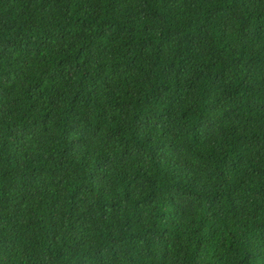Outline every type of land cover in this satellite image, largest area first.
<instances>
[{
  "label": "trees",
  "instance_id": "trees-1",
  "mask_svg": "<svg viewBox=\"0 0 264 264\" xmlns=\"http://www.w3.org/2000/svg\"><path fill=\"white\" fill-rule=\"evenodd\" d=\"M60 2L0 0V264H264V0Z\"/></svg>",
  "mask_w": 264,
  "mask_h": 264
},
{
  "label": "clouds",
  "instance_id": "clouds-1",
  "mask_svg": "<svg viewBox=\"0 0 264 264\" xmlns=\"http://www.w3.org/2000/svg\"><path fill=\"white\" fill-rule=\"evenodd\" d=\"M78 0H61L60 2V12L65 11L67 7H70L74 5ZM83 1V0H81ZM26 13H19L15 15H11L4 28L2 29V32H14L22 28V20L25 18Z\"/></svg>",
  "mask_w": 264,
  "mask_h": 264
}]
</instances>
